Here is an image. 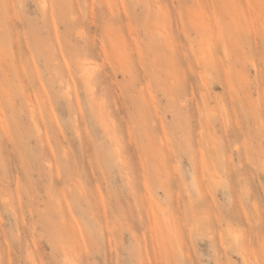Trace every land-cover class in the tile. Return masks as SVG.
Returning a JSON list of instances; mask_svg holds the SVG:
<instances>
[{"label": "rangeland", "instance_id": "374dc122", "mask_svg": "<svg viewBox=\"0 0 264 264\" xmlns=\"http://www.w3.org/2000/svg\"><path fill=\"white\" fill-rule=\"evenodd\" d=\"M0 264H264V0H0Z\"/></svg>", "mask_w": 264, "mask_h": 264}, {"label": "bare ground", "instance_id": "6f19581e", "mask_svg": "<svg viewBox=\"0 0 264 264\" xmlns=\"http://www.w3.org/2000/svg\"><path fill=\"white\" fill-rule=\"evenodd\" d=\"M88 81V80H87Z\"/></svg>", "mask_w": 264, "mask_h": 264}]
</instances>
